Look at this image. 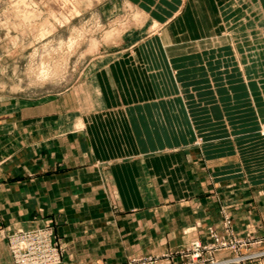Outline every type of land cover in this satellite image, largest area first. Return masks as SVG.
Listing matches in <instances>:
<instances>
[{"label":"crops","instance_id":"crops-1","mask_svg":"<svg viewBox=\"0 0 264 264\" xmlns=\"http://www.w3.org/2000/svg\"><path fill=\"white\" fill-rule=\"evenodd\" d=\"M155 59L107 60L94 101L81 104L72 88L14 118L0 112V264H14L10 233L45 223L65 246L59 264L163 254L208 239L223 212L237 234L264 236V134L244 129L234 112L212 113L216 101L203 115L185 100L187 90L198 101L215 98L216 75L202 73L188 87L177 76L184 67ZM159 61L177 70L175 89Z\"/></svg>","mask_w":264,"mask_h":264},{"label":"rangeland","instance_id":"rangeland-1","mask_svg":"<svg viewBox=\"0 0 264 264\" xmlns=\"http://www.w3.org/2000/svg\"><path fill=\"white\" fill-rule=\"evenodd\" d=\"M120 54L156 61L171 56L174 66L184 67L177 76L188 87L195 76L216 75L215 98L198 101L195 90H187L185 100L201 104L203 115L216 101L212 113L234 112L244 129L264 134V0H0V112L14 118L20 108L32 111L72 88L81 104L94 101L96 72ZM154 65L165 67L175 89L177 70L162 61ZM243 81L249 91H242ZM228 219L232 223L223 212L221 229L209 226L206 240L195 238L163 254L129 256L122 264H163L176 254V264H258L264 258V236L237 234L233 225L230 233ZM41 225L56 233L54 225ZM59 239L62 262L65 246ZM224 250L230 254L216 255Z\"/></svg>","mask_w":264,"mask_h":264},{"label":"built area","instance_id":"built-area-1","mask_svg":"<svg viewBox=\"0 0 264 264\" xmlns=\"http://www.w3.org/2000/svg\"><path fill=\"white\" fill-rule=\"evenodd\" d=\"M226 223L228 224L230 233H233L230 219L226 220ZM8 237L10 249L16 264H58L61 262L62 248L59 242L60 239L54 232V229L48 225L21 229L12 232ZM224 243L222 242L223 245H225ZM195 246L199 250L202 244L200 241H197L195 242ZM215 248L217 249L218 247L216 246ZM227 262L229 260L221 262L217 260L213 263L225 264Z\"/></svg>","mask_w":264,"mask_h":264},{"label":"bare ground","instance_id":"bare-ground-1","mask_svg":"<svg viewBox=\"0 0 264 264\" xmlns=\"http://www.w3.org/2000/svg\"><path fill=\"white\" fill-rule=\"evenodd\" d=\"M136 10H138V8H137ZM140 11H141V10H140ZM135 12H136V11H135ZM136 14H137V13H136ZM140 16H141V14H140ZM143 16H144V15H142L141 17H143ZM136 18H137V16H136ZM136 18H135V19H136ZM128 21H129V20H128ZM141 21H142V20H141ZM108 33H109V32H108Z\"/></svg>","mask_w":264,"mask_h":264}]
</instances>
